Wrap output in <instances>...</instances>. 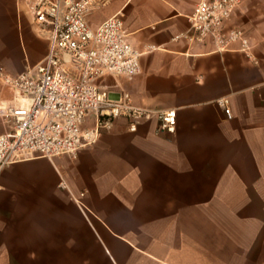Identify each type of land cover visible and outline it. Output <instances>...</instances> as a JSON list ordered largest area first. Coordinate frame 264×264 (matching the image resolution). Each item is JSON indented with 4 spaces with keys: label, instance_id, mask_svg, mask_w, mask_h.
I'll return each mask as SVG.
<instances>
[{
    "label": "crops",
    "instance_id": "0c3cea01",
    "mask_svg": "<svg viewBox=\"0 0 264 264\" xmlns=\"http://www.w3.org/2000/svg\"><path fill=\"white\" fill-rule=\"evenodd\" d=\"M198 1L106 0L90 11L91 26L121 12L141 52L136 75L103 82L135 104L174 108L175 130L156 133L151 118L129 131L117 118L74 158L8 163L0 264H264V55L251 39L254 58L237 43L190 41ZM46 50L17 0H0V66L20 72Z\"/></svg>",
    "mask_w": 264,
    "mask_h": 264
},
{
    "label": "built area",
    "instance_id": "2783aa9c",
    "mask_svg": "<svg viewBox=\"0 0 264 264\" xmlns=\"http://www.w3.org/2000/svg\"><path fill=\"white\" fill-rule=\"evenodd\" d=\"M106 0H17L30 18L34 33L47 41L46 53L34 64L11 74L0 66V172L10 162L33 156L74 158L96 142L102 129L124 118L135 131L156 118V133L175 130L174 108H150L133 103L130 93L103 80L107 75L132 78L140 71L138 51L127 39L121 12L91 26L87 16ZM241 0H199L189 15L190 41L209 39L217 49L237 47L253 56L244 31L228 25ZM228 118V98H218ZM92 119L90 123L87 121ZM61 187L65 182L61 179ZM72 194L83 205L81 197Z\"/></svg>",
    "mask_w": 264,
    "mask_h": 264
},
{
    "label": "rangeland",
    "instance_id": "374dc122",
    "mask_svg": "<svg viewBox=\"0 0 264 264\" xmlns=\"http://www.w3.org/2000/svg\"><path fill=\"white\" fill-rule=\"evenodd\" d=\"M231 17V25L241 28L264 55V0H241L239 8L232 13ZM25 49L30 57L35 56L38 51L37 46L28 40H26Z\"/></svg>",
    "mask_w": 264,
    "mask_h": 264
}]
</instances>
